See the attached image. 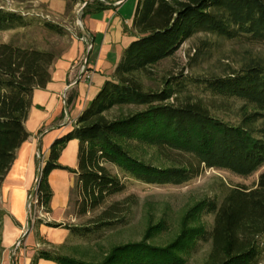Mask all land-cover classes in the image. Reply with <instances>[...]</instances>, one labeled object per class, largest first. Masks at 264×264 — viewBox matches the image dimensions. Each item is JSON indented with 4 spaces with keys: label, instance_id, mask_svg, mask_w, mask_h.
<instances>
[{
    "label": "trees",
    "instance_id": "trees-1",
    "mask_svg": "<svg viewBox=\"0 0 264 264\" xmlns=\"http://www.w3.org/2000/svg\"><path fill=\"white\" fill-rule=\"evenodd\" d=\"M104 7L97 2L95 10ZM26 25V15L0 7V30ZM44 26L69 34L66 27L46 18ZM125 32L135 39L124 48L112 74L73 128L50 147L32 204L35 226H64L74 235L87 237L113 227L122 213L132 209L133 196L111 200L125 191L127 179L181 185L205 168L249 176L264 166L263 58L251 57L222 76L159 75L155 69L200 32L264 42V0H138L132 25ZM61 54L0 43V189L19 148L30 137L26 120L34 92L47 87ZM216 99L221 105L215 104ZM73 100L69 96L68 106ZM236 101L241 105L235 121L216 113ZM73 139L78 141L76 170L59 164ZM56 168L77 173L70 202L78 218L91 215L89 223L68 226L47 220L53 198L48 176ZM4 214L0 204V263ZM209 214L214 216L211 228L204 220ZM165 227L163 222L151 225L145 239L116 245L101 260L56 249H42L38 258L56 264H187L199 243L210 241L204 264H263L264 170L254 186L230 187L221 199L203 198L188 208L170 242L149 241L155 229Z\"/></svg>",
    "mask_w": 264,
    "mask_h": 264
},
{
    "label": "rangeland",
    "instance_id": "rangeland-1",
    "mask_svg": "<svg viewBox=\"0 0 264 264\" xmlns=\"http://www.w3.org/2000/svg\"><path fill=\"white\" fill-rule=\"evenodd\" d=\"M67 8L63 14H56L48 4L41 0H0V7L18 11L26 15L27 25L10 30H0V43L11 42L15 45L52 50L63 53L70 46L72 38L83 36L85 30L79 22L82 16L78 1L66 0ZM77 2V3H76ZM134 0H129L131 6ZM52 20L68 29V35H60L49 31L44 26V19ZM88 40V39H87ZM88 43V47H89ZM260 57L264 59V42L247 39H222L200 32L186 40L175 54L164 59L155 69L159 75H189L202 78L211 75H225L233 68H239L247 59ZM206 100L209 95L200 92ZM229 106L216 109L222 118L235 121L239 101L229 102ZM221 105V100H215ZM61 120H65L62 116ZM65 150L64 162L69 168L77 163L78 141L71 140ZM41 167L45 160L41 155ZM264 166L249 176H242L226 169L205 168L200 176L181 185H157L127 179L123 193L111 200H124L133 196L135 204L131 210L122 213L113 227L104 228L87 237L77 236L67 229L68 235L56 246V250L78 256L86 260H101L112 247L128 242L141 241L151 225L166 223V227L154 230L149 241L166 244L176 235L184 212L203 198L221 199L228 188L245 185H255ZM75 196V195H74ZM73 196V199H74ZM33 204V202H32ZM32 211V205H31ZM91 215L78 218L75 215L74 203L69 201L64 217L68 226L89 223ZM214 216L206 215L204 220L211 228ZM211 242L201 241L189 257L187 264H204L210 251ZM264 264V261H263Z\"/></svg>",
    "mask_w": 264,
    "mask_h": 264
},
{
    "label": "crops",
    "instance_id": "crops-1",
    "mask_svg": "<svg viewBox=\"0 0 264 264\" xmlns=\"http://www.w3.org/2000/svg\"><path fill=\"white\" fill-rule=\"evenodd\" d=\"M48 4L56 14H63L67 8L66 0H41ZM82 8L89 4V10L82 12L85 29L83 36H74L70 46L54 62L52 79L45 89L34 92L33 105L26 127L30 137L18 150L17 157L0 189V204L4 210L2 229V259L0 264H11V249L18 243L26 231L27 201L36 183L39 157L37 145L40 141L41 155L46 161L53 141L73 128L74 121L83 108L98 92L105 80L115 69L121 54L135 37L125 32L133 22L138 0L127 7L129 0H77ZM120 1L115 5L114 2ZM97 2L104 8L95 10ZM77 3V2H76ZM88 39V40H87ZM93 41L89 52L86 70L78 79L83 68L88 43ZM78 79L71 88L68 87ZM69 96L74 100L66 120L65 103ZM65 116V120H61ZM59 164L68 167L64 162V153ZM77 163L73 166L76 170ZM77 173L56 168L48 176L53 190L51 201L52 212L47 220L52 223H64V217L70 201L71 190ZM64 226L53 227L45 223L33 225L32 230L15 249V264H56L52 260L38 258L42 249H53L61 244L68 231Z\"/></svg>",
    "mask_w": 264,
    "mask_h": 264
},
{
    "label": "water",
    "instance_id": "water-1",
    "mask_svg": "<svg viewBox=\"0 0 264 264\" xmlns=\"http://www.w3.org/2000/svg\"><path fill=\"white\" fill-rule=\"evenodd\" d=\"M119 3H120V1L114 2L115 5H117ZM86 5H87V3H84L82 8H81V10H83V8H85ZM79 22H80L81 26L83 27V29L87 32V30L85 29V27L83 25V21H82V16L81 15L79 16ZM92 45H93V41L90 43V45L88 47L87 53H86L85 58H84L83 68H82V71H81L80 76L78 77V79L84 74V72L86 70L87 59H88L89 52H90V50L92 48ZM78 79L73 84H71L68 87V89L73 87L78 82ZM65 111H66V120H68L69 119V109H68V105L66 103H65ZM37 155L39 157L38 175H37L36 183H35L32 191H31V194H30L29 199L27 201L28 214H27L26 231L23 234V236L21 237V239L18 241V243L16 245H14V247L11 249V253H12V255H11V264H15V260H14V257H13V253H14L15 249L21 244V242H23V240L27 237V235L29 234V232L32 230V227H33L32 215H31V205H32L34 196L36 194V191H37V189L39 187L41 176H42L40 141L38 142V145H37Z\"/></svg>",
    "mask_w": 264,
    "mask_h": 264
},
{
    "label": "built area",
    "instance_id": "built-area-1",
    "mask_svg": "<svg viewBox=\"0 0 264 264\" xmlns=\"http://www.w3.org/2000/svg\"><path fill=\"white\" fill-rule=\"evenodd\" d=\"M33 202H34V199H33ZM36 206V205H35ZM41 217H45L44 214L40 213Z\"/></svg>",
    "mask_w": 264,
    "mask_h": 264
}]
</instances>
